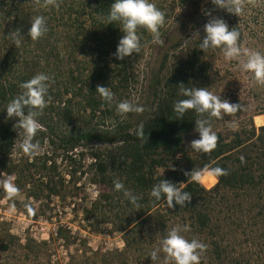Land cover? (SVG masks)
Wrapping results in <instances>:
<instances>
[{"label":"trees","instance_id":"obj_1","mask_svg":"<svg viewBox=\"0 0 264 264\" xmlns=\"http://www.w3.org/2000/svg\"><path fill=\"white\" fill-rule=\"evenodd\" d=\"M112 2L62 0L59 8L45 9L35 6L33 0H0V44H3V49L0 48V172L12 174L19 194L26 199H39L42 195L46 198L63 196L68 179L58 170V162L67 158L70 162L68 172L72 176L81 166L71 155L76 146L92 139L108 144L88 149L89 160L85 168L97 189L88 207L81 209L84 217L91 214L96 218L98 213L109 216L105 218L110 219L104 220L110 221L113 230L122 232L123 246L106 252L108 254L82 250L79 256L69 257L66 264H128L127 259L132 253L135 256L133 264H148L152 261L149 253L160 246L168 230L175 226H186L188 230L182 235L207 245L200 264H257L251 263L248 256L237 249L240 243L235 235L241 227V219H247L245 225H254L255 229L264 224V96L256 109L262 114L263 123L255 127L250 119L234 129L228 126V133L212 127L219 138L216 149L209 154L195 152L189 145L191 140L199 138V133L191 140L185 136L195 129V120L199 117L194 110H189L183 119H176L173 104L186 98L179 92L180 84L189 88L209 86L211 65L199 49L200 42L194 41L184 57L175 58L167 67V48L176 46L179 40L175 39L163 49L156 67L150 70L147 97L143 103L145 111L133 120L115 117L111 127L89 125L90 117L109 116L113 108L95 91L97 85L108 86L115 93L119 87L126 86L131 76L125 58L117 60L112 55L123 35L118 24L105 25L104 17ZM195 2L191 0L192 4ZM37 15L46 17L48 31L42 38L32 41L27 32L31 19ZM234 28L239 32L237 27ZM16 29L23 36L18 48L8 36ZM137 57L136 53L132 56L134 60ZM37 73L53 77L49 88L51 101L38 117L43 131L35 137L41 147L43 143L47 146L42 148V154H25L21 161L20 155L13 161L10 154L17 136V129L13 128L16 118H6L4 111L7 104L23 91L20 84ZM254 93L261 94L260 90ZM224 99L241 105L236 114L224 116L222 125L227 126V122L234 121L244 112L247 101L233 88L227 90ZM73 104H78L82 114L73 110ZM86 108L88 112L83 115ZM77 116L81 119V128L61 130L62 123ZM216 119L211 118V124ZM141 123L147 134L146 143L134 134ZM78 151L80 159L84 151ZM205 166L221 167L228 174L215 177L216 181L210 187L184 175L186 171ZM159 179H168L178 188L190 192L191 203L162 210L160 206L166 204L165 200L156 201L150 195ZM114 180H120L126 189L142 197L138 201L140 209H135L122 192L114 189ZM1 196L16 207L24 202L16 197L8 199L4 190ZM21 208L29 219H36L43 212L42 208L39 212ZM171 217L178 219L174 222ZM54 233L65 243L75 238L60 225ZM152 233L154 237H148ZM259 235L264 237V230H260ZM262 245L261 250H264V240ZM1 246L5 248L6 245ZM259 264H264V254Z\"/></svg>","mask_w":264,"mask_h":264},{"label":"rangeland","instance_id":"obj_2","mask_svg":"<svg viewBox=\"0 0 264 264\" xmlns=\"http://www.w3.org/2000/svg\"><path fill=\"white\" fill-rule=\"evenodd\" d=\"M195 1V4H192L191 0H152L157 7L166 12V22L160 29L164 40L163 45L154 43L147 31L138 30L142 47L135 60L132 58L134 53L125 57L128 73L131 75L127 79L126 86L119 87L118 91L114 93L111 114L101 118H99V115L92 116L89 118V125L111 127L115 117L118 120L124 118L133 120L137 114L132 113L129 115L128 113L126 116L117 114L116 103L128 100L143 106L147 97L150 70L156 67L163 49L167 48V45L173 40H179L175 47L167 48V67L175 58L184 57L191 49L194 41L200 42L204 37L203 26L210 18L207 15L208 12H211L212 16L223 18L230 30L234 27L238 28L240 33L238 44L242 53L248 51L264 53V0H256L255 4H250L245 0L243 10L238 16L228 13L224 9L216 8L211 0ZM2 45L1 43L0 48L3 49ZM77 56L81 57L79 53H77ZM203 57L211 65L212 82L209 84L208 90L224 99L227 90L233 88L240 96H245L247 101V107L239 118L234 121L229 120L231 122H227V126L222 125L225 120L216 119L212 123V127H218L223 133H228L230 131L228 126L232 122H235L237 126L239 123H247L251 119L255 127L263 123V121L256 122L254 114H261L257 113L256 109L264 96V85L257 84L252 78V73L242 70L239 60H246V55H242L239 60L228 61L224 58L222 49L212 48L203 51ZM164 71L165 69H163ZM251 85H253V90H260L261 94L256 95L252 89L247 91V88ZM255 85L256 87H254ZM73 106L74 111L77 109V112L82 114L78 104H73ZM108 106L111 107L109 104ZM87 112L86 108L83 115H86ZM4 114L7 115L6 111H4ZM100 119H103V121ZM80 120V117L77 116L68 123H62L59 127L64 132L70 129H79L82 126ZM19 133L20 130L17 129V136L10 154L13 161L20 158V155L21 161L25 155L18 148L22 140ZM196 133L195 130L190 131L185 138L191 140ZM106 145L108 144L105 142L92 139L86 144L76 146L71 155L74 156L75 162L79 161L81 166L76 169L72 176L68 172L70 167L68 159L62 158L58 162V170L65 179H68L62 192L63 196L50 195L46 198L42 195L39 199L30 197L26 199L20 193L16 197V199L24 201L21 206L25 208H33L38 212L40 208L43 209V212H40L36 219L27 218L22 212L21 206L16 207L13 202L1 196L3 188L0 187V264H66L69 257L72 255L79 256L82 250H86L87 253L90 250H96L98 254H108L106 252L123 246L122 232L113 230L110 221L104 220L110 219L105 218L109 216L99 213L96 218L92 217L91 214L86 217L83 216V207H88L89 200L95 196L97 189V186L89 180L90 172L86 171L85 168L89 160L88 149L92 146L104 147ZM45 146L47 144L43 143L42 148L44 149ZM80 149L84 153L79 159L77 153ZM82 169L83 171L80 172ZM8 175L12 176L7 172H0V178ZM215 181L216 178L211 182L203 180L201 184L204 187H210ZM160 208L162 210L167 209V205L161 204ZM95 219L99 221L96 223ZM170 219H175L174 222H176L178 218L171 217ZM246 221L247 219H241V227L239 230L237 229L235 235L236 240L240 243L237 249L240 248L243 255L248 256L251 263L259 264L264 254V250H261L264 237L259 235V231L264 230V224H259L258 228L255 229L254 225H245ZM57 225L65 227L70 231V234H74V240L65 243L61 238L56 237L54 231ZM241 228H243L242 231ZM148 237L153 238L154 234L152 233ZM43 239L44 242H42ZM25 241L28 245L25 244ZM3 243L6 245L5 248L1 246ZM129 255L127 263L133 264L135 256L133 253ZM161 256L163 257V254ZM148 264H153V261ZM159 264H162V261Z\"/></svg>","mask_w":264,"mask_h":264},{"label":"clouds","instance_id":"obj_3","mask_svg":"<svg viewBox=\"0 0 264 264\" xmlns=\"http://www.w3.org/2000/svg\"><path fill=\"white\" fill-rule=\"evenodd\" d=\"M62 0H33V4L40 8H59ZM250 4H255L256 0H247ZM211 3L228 13L239 15L245 5V0H211ZM204 24V37L200 40L199 49L202 51L220 48L223 50L224 58L228 61L239 60L242 55H246V60H239L241 68L245 72L252 73L253 80L260 85H264V53L258 51H248L242 53L238 44L240 33L235 28L229 29L223 18L212 16ZM106 24H118L123 33L116 46V51L112 54L117 60H123L133 53L141 51V37L138 30L147 31L152 41L158 45H163L164 40L160 29L166 22V12L161 10L152 0H113L109 6V11L104 17ZM30 28L27 35L32 41L42 38L48 31L46 17L37 15L30 21ZM8 36L13 40V44L18 48L21 44L20 30L12 31ZM53 82V77L46 73H37L27 81L20 84L23 90L18 96L13 98L6 106V118H16L14 129H19L22 140L18 148L29 156L43 153V149L35 137L38 132L43 131V125L39 123L38 117L46 108L51 97L49 88ZM101 99L111 105L114 102L115 94L108 86L97 85L95 90ZM179 92L185 99L177 100L173 104V111L176 119H183L185 113L194 110L198 117L195 120V131L199 133L198 139L190 141L189 147L197 153L209 154L214 151L218 144V135L212 129L211 118L223 119L224 116L236 114L240 108V103H230L227 99H221L207 88L184 87L180 84ZM117 114L126 116L128 113L142 114L145 108L138 103L122 100L115 105ZM26 109L27 112L25 111ZM207 114V117H205ZM236 127L235 122L229 125ZM134 134L145 143L147 134L144 131V124L137 126ZM35 141V142H34ZM173 170H175L173 168ZM164 170L161 173L163 175ZM226 169L221 167H208L184 172V175L191 178L193 182L201 183L206 178L220 177L227 175ZM14 177L8 175L0 178V187L6 193L8 199H13L19 195V188L14 183ZM114 189L122 192L135 209H140L138 201L142 197L134 194L130 189H126L123 182L114 180ZM151 197L156 201L164 199L168 208L176 205L185 207L191 203L192 194L177 187V184L168 179H159L150 191ZM29 211L33 210L29 208ZM187 227L175 226L168 230L167 235L160 241V246L153 249L148 257L153 264H200L201 255L206 250L207 245L197 239H187L182 232L187 231ZM163 253V257L160 253Z\"/></svg>","mask_w":264,"mask_h":264},{"label":"bare ground","instance_id":"obj_4","mask_svg":"<svg viewBox=\"0 0 264 264\" xmlns=\"http://www.w3.org/2000/svg\"><path fill=\"white\" fill-rule=\"evenodd\" d=\"M254 118H255V120H256V122H262L263 121V119H262V115L261 114H256L255 116H254ZM206 182H211L212 180H215V177H212V178H206V179H204Z\"/></svg>","mask_w":264,"mask_h":264}]
</instances>
